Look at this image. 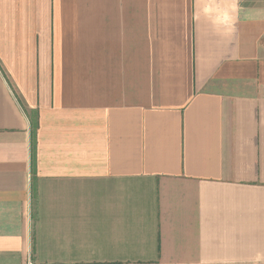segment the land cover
I'll use <instances>...</instances> for the list:
<instances>
[{"label": "crops", "instance_id": "1", "mask_svg": "<svg viewBox=\"0 0 264 264\" xmlns=\"http://www.w3.org/2000/svg\"><path fill=\"white\" fill-rule=\"evenodd\" d=\"M239 3L225 36L199 0H0V264L264 253V0Z\"/></svg>", "mask_w": 264, "mask_h": 264}, {"label": "clouds", "instance_id": "2", "mask_svg": "<svg viewBox=\"0 0 264 264\" xmlns=\"http://www.w3.org/2000/svg\"><path fill=\"white\" fill-rule=\"evenodd\" d=\"M200 14L219 32L225 36L236 30L239 12L241 11L239 0H231L225 6L221 0H199ZM252 264H264V253H257Z\"/></svg>", "mask_w": 264, "mask_h": 264}]
</instances>
